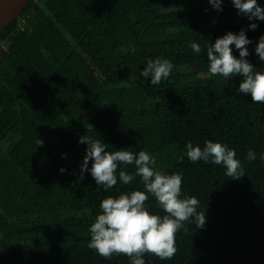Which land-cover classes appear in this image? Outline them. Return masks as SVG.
I'll return each mask as SVG.
<instances>
[{"label":"trees","instance_id":"obj_1","mask_svg":"<svg viewBox=\"0 0 264 264\" xmlns=\"http://www.w3.org/2000/svg\"><path fill=\"white\" fill-rule=\"evenodd\" d=\"M222 8L208 0L27 2L0 41V264H130L90 249L89 228L103 199L144 186L140 177L120 182L133 165L119 166L108 191L90 172L79 179L83 135L108 151L148 152L157 170L181 174L182 197L195 196L206 214L204 228L186 222L177 232L171 260L145 254L146 264H264V103L238 92L241 77L211 76L206 56L217 38L245 29L247 59L264 72L255 53L264 21L239 15L231 0ZM157 57L174 69L152 85L140 73ZM208 140L235 150L245 176L187 158V143ZM147 195L146 209L165 215Z\"/></svg>","mask_w":264,"mask_h":264},{"label":"clouds","instance_id":"obj_2","mask_svg":"<svg viewBox=\"0 0 264 264\" xmlns=\"http://www.w3.org/2000/svg\"><path fill=\"white\" fill-rule=\"evenodd\" d=\"M208 2L215 10L223 11V0ZM231 2L238 14L247 17L249 21H264V7L258 0ZM249 28L256 30L258 24L252 22ZM252 43L245 29H241L238 34L229 31L217 38L206 49L208 70L211 76L241 77L238 92L250 94L253 103H264V72L256 71L247 59L251 55L248 45ZM233 45L239 51V58L233 54ZM189 46L197 54L202 51L198 43L190 42ZM255 53L264 61V35L259 38ZM173 69L170 60L157 57L149 59L140 74L145 79L150 78L152 85H160L168 80ZM79 143L87 145L79 179L82 180L84 173L90 172L96 184L108 191L117 185L119 166L133 165L135 172L129 174L126 170H120L119 180L123 185H129L136 177H140L145 189L122 192L117 197L109 196L100 202L101 212L89 228L91 239L88 247L101 257L110 259L113 254L126 255L130 264H146L143 258L145 254L171 260L177 251L176 234L181 230L186 231V222L195 224L197 228L205 227L206 214L199 210V200L195 196L182 197L181 174H165L157 170L155 158L144 150L138 153L129 149L108 151L107 144L101 139L85 135L80 137ZM236 155L235 150L227 145L211 140L205 141L203 147L194 146L191 142L186 145V156L191 162L203 161L222 166L227 177L240 180L245 172ZM256 158L252 150L247 152L246 159L249 162ZM260 159L264 160V154L260 155ZM60 171L64 172L65 169L61 168ZM146 193L155 198L165 215L152 214L146 209L145 202L149 199Z\"/></svg>","mask_w":264,"mask_h":264},{"label":"water","instance_id":"obj_3","mask_svg":"<svg viewBox=\"0 0 264 264\" xmlns=\"http://www.w3.org/2000/svg\"><path fill=\"white\" fill-rule=\"evenodd\" d=\"M29 0H0V41L3 30L19 18Z\"/></svg>","mask_w":264,"mask_h":264}]
</instances>
